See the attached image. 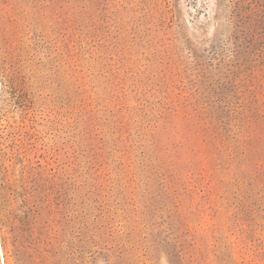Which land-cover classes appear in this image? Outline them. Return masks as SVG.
<instances>
[{
	"label": "rangeland",
	"instance_id": "374dc122",
	"mask_svg": "<svg viewBox=\"0 0 264 264\" xmlns=\"http://www.w3.org/2000/svg\"><path fill=\"white\" fill-rule=\"evenodd\" d=\"M47 152L46 264H264V0H0V264Z\"/></svg>",
	"mask_w": 264,
	"mask_h": 264
},
{
	"label": "trees",
	"instance_id": "16d2710c",
	"mask_svg": "<svg viewBox=\"0 0 264 264\" xmlns=\"http://www.w3.org/2000/svg\"><path fill=\"white\" fill-rule=\"evenodd\" d=\"M21 169L19 197L21 198L20 213L13 214L15 239L18 244L16 256L24 258L29 250L38 253V264H46L44 253L50 240V230H53L57 210L56 173L52 157L42 153L40 160L29 165L19 162ZM36 164V166H35ZM12 168L5 164L0 165V225L3 231L4 218L2 208V194H12ZM17 232V233H16ZM49 239V240H48ZM48 240V241H47ZM6 263L10 264L8 238L3 236ZM44 252V253H43ZM32 258V255H29Z\"/></svg>",
	"mask_w": 264,
	"mask_h": 264
}]
</instances>
